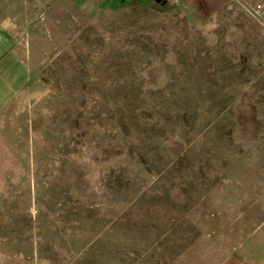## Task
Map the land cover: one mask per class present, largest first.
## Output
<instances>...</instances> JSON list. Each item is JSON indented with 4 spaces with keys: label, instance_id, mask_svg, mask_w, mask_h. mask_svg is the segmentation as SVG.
I'll return each mask as SVG.
<instances>
[{
    "label": "rangeland",
    "instance_id": "rangeland-1",
    "mask_svg": "<svg viewBox=\"0 0 264 264\" xmlns=\"http://www.w3.org/2000/svg\"><path fill=\"white\" fill-rule=\"evenodd\" d=\"M0 264H264V33L230 0H0Z\"/></svg>",
    "mask_w": 264,
    "mask_h": 264
},
{
    "label": "built area",
    "instance_id": "built-area-1",
    "mask_svg": "<svg viewBox=\"0 0 264 264\" xmlns=\"http://www.w3.org/2000/svg\"><path fill=\"white\" fill-rule=\"evenodd\" d=\"M243 18L252 21L264 33V0H230Z\"/></svg>",
    "mask_w": 264,
    "mask_h": 264
},
{
    "label": "crops",
    "instance_id": "crops-1",
    "mask_svg": "<svg viewBox=\"0 0 264 264\" xmlns=\"http://www.w3.org/2000/svg\"><path fill=\"white\" fill-rule=\"evenodd\" d=\"M215 1H220V2H222L223 0H215Z\"/></svg>",
    "mask_w": 264,
    "mask_h": 264
},
{
    "label": "trees",
    "instance_id": "trees-1",
    "mask_svg": "<svg viewBox=\"0 0 264 264\" xmlns=\"http://www.w3.org/2000/svg\"><path fill=\"white\" fill-rule=\"evenodd\" d=\"M156 1H158V0H156Z\"/></svg>",
    "mask_w": 264,
    "mask_h": 264
}]
</instances>
